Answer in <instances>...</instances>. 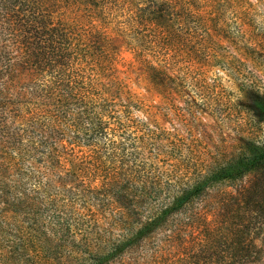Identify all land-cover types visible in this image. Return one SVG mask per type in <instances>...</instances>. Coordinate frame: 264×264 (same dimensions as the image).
Here are the masks:
<instances>
[{
    "label": "trees",
    "instance_id": "obj_1",
    "mask_svg": "<svg viewBox=\"0 0 264 264\" xmlns=\"http://www.w3.org/2000/svg\"><path fill=\"white\" fill-rule=\"evenodd\" d=\"M226 1L0 0V264L260 259L244 243L256 196L235 222L201 206L264 167V143L195 162L180 128L184 87L206 108L223 97L210 21Z\"/></svg>",
    "mask_w": 264,
    "mask_h": 264
},
{
    "label": "rangeland",
    "instance_id": "obj_2",
    "mask_svg": "<svg viewBox=\"0 0 264 264\" xmlns=\"http://www.w3.org/2000/svg\"><path fill=\"white\" fill-rule=\"evenodd\" d=\"M245 1L251 4L248 14ZM233 4L228 0L222 5L223 12L211 13L212 42L221 44L223 61L209 67V77L223 88L220 103L216 108L201 106L199 96L184 87L185 94H192L195 107L180 128L192 143L190 156L195 162L225 159L238 151L245 138L264 143V0H241L234 11L229 8ZM221 14L223 30L217 29ZM201 90L198 87L197 94ZM250 196L258 198V214L251 219L244 243L259 248L260 259L245 264H264V167L210 190L202 201V212L217 223L235 222L234 216L242 213Z\"/></svg>",
    "mask_w": 264,
    "mask_h": 264
}]
</instances>
